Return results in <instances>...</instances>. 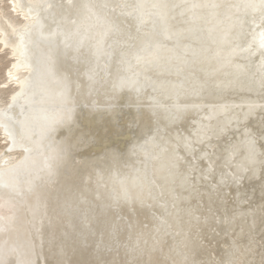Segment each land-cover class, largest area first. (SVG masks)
I'll return each instance as SVG.
<instances>
[{
    "label": "bare ground",
    "instance_id": "6f19581e",
    "mask_svg": "<svg viewBox=\"0 0 264 264\" xmlns=\"http://www.w3.org/2000/svg\"><path fill=\"white\" fill-rule=\"evenodd\" d=\"M44 2L45 0H0V63L2 65L0 113L8 111L9 105L13 103L24 106L25 112L28 111L21 92L26 88L30 72L21 55V36L37 18L35 13H29L28 6ZM47 2L52 3L53 7L48 11L41 10L39 17L45 26V32L56 27L52 17L59 18L61 12L59 6L67 5V0H47ZM74 2L98 5L101 0H74ZM123 2L124 0H109L111 9L96 8L97 13L105 20L130 33L131 39H125L121 47L109 48L108 46L115 39L113 35H109L104 40L97 58L96 42L101 38L104 26L95 21H88L87 23L92 26L88 31L81 32L84 43L79 53L70 50L67 57H63L59 54V50L57 51L54 72L57 78H67L70 102L66 106L74 110L70 120L63 124H53V130L48 133L43 143L63 147L66 153L65 160L55 169L50 181L44 179L36 182L31 195L25 192L23 184L20 195L10 193L7 188H0V217L7 219L14 216L11 223L18 229L29 231L35 244L33 259L36 264H57L58 261L61 264H96L97 261L111 264L112 261H124L128 258L125 249L117 248L108 232L100 227V221L105 219V215L100 211V205L107 201V190L100 189V199H97L99 180L97 169H100L107 179L110 170L109 159L115 154L119 158L116 165L119 173L130 174L134 168L142 167L139 162L144 159L142 153L132 155L130 148L142 144L145 151L152 152L153 144L145 141L155 136L153 143L163 144L164 141H168L166 147L169 152L174 148L177 155L183 158L180 171L184 172L188 164L195 159L194 156L186 154L184 138H192L195 130L206 126L211 130L210 134L213 137L210 141H206L212 145L207 151L215 153L213 176L202 178L201 171L208 165L203 160H196L198 171L191 173L195 188L183 189L179 187V181L175 186L176 193L182 197L180 207L192 210V217L184 216L186 222L191 219L193 227L186 241L187 247L182 246L181 251L190 256L194 251H199V255L196 256L198 260L222 259L225 253L233 251V244L242 249L248 244L249 238L254 236L256 251L244 256L243 259L258 262L260 241L264 239V235L261 234L264 229L262 223L264 181L250 178V174H245L244 178L236 183L229 179L226 184H219L222 172L235 171V168H228L225 165V159L234 152L233 164L244 160L246 155V145L243 143L244 132L247 129L256 133L264 118V110L259 107L252 115H248L250 105H264V90L254 82L259 79L258 65L261 61L256 45H253L255 55L240 53L233 57L232 64L242 66V74L238 80L234 75L236 69L232 66L216 71L218 68L216 60L198 65L203 71H197L195 76L201 82L207 80V84L201 91L200 98L194 100L184 94L183 89L191 85L189 81L182 80L181 76L170 75L156 68L145 70L137 66L135 61L131 62V67L120 63L121 53H128L138 48L146 39H154L149 18H145L141 30L137 31L136 22L130 15H120L122 11L120 5ZM166 2L171 4L175 0H166ZM127 3L133 4L135 0H127ZM123 11L131 13L132 9ZM179 12L180 9H176L175 13H172L175 16V19L169 22L172 31L187 27L183 21L188 19L189 14L181 17ZM208 12L207 9L196 10L197 15L204 17H208ZM72 16L82 21L86 13L81 10L78 17L74 13ZM258 17L257 13L255 17L257 21ZM252 19L251 13L245 16V20L249 23H246L244 34L238 41L241 47H246L252 41L253 26L250 23ZM214 23L215 21L209 18L207 22L200 21L197 26L207 29ZM261 30L259 26L256 27L257 41ZM204 35H207L206 31ZM160 40L166 48H175L177 45L175 40H164L162 37ZM178 43L180 48L186 45L198 47L188 36L180 39ZM209 48L211 55L216 50V45L209 43ZM229 50V47L225 46L222 55L227 54ZM163 55L167 57L168 53L165 51ZM74 57L78 59L74 60ZM205 71L215 74L205 77ZM86 72L92 74L98 83L90 81L85 75ZM133 73H140V84L143 85L139 99L134 91H129L126 87L119 91L114 87L121 77L127 79ZM182 75H187V71ZM217 83L221 84L220 88L215 87ZM250 84L251 90H249ZM173 85L177 87L174 89ZM50 86L53 90V99L37 107H43L48 119L55 121L61 109L60 99L55 95L60 91V87L55 82ZM152 101L157 103L154 104ZM177 105L182 109L187 107L188 110L177 113ZM193 105H198L199 110H193ZM12 114L16 119H21L19 107L13 108ZM157 129L160 131L157 132ZM161 137L164 140H161ZM37 138L38 136L33 135L32 140ZM21 145L34 149L28 167L33 166V160L37 167L42 164L43 157L29 140L21 138L18 127L15 129V143L5 129L0 127V173H9L24 159L26 154ZM10 148L12 150H9ZM196 148L195 156L198 157L205 150V146L200 144ZM256 148L264 153V142L257 140ZM258 159H264V156ZM152 163L155 164L156 161ZM149 178L155 180L156 199L154 201L149 198L145 191L143 205L137 203L135 209L139 219L151 227L153 216L171 219L161 207L162 204H168V211L173 209L167 186L163 188L161 195V185L164 181L158 179L151 170ZM136 194L137 191L132 189L131 195L135 197ZM33 208L36 211L35 220H33ZM85 213L88 215L87 226L82 222ZM196 217L199 218V223ZM185 228L187 229V225ZM37 229L39 232L36 231ZM126 236V231L119 235L121 243ZM133 238L135 239V236ZM182 239L181 236L164 237L165 251ZM4 240L11 245L16 242V234L0 233V244H3ZM197 242L202 244L203 248H198ZM11 259L14 264L15 254Z\"/></svg>",
    "mask_w": 264,
    "mask_h": 264
},
{
    "label": "snow or ice",
    "instance_id": "6c2138e0",
    "mask_svg": "<svg viewBox=\"0 0 264 264\" xmlns=\"http://www.w3.org/2000/svg\"><path fill=\"white\" fill-rule=\"evenodd\" d=\"M29 13H35L36 19L28 26L25 33L21 36V55L29 68L30 75L26 81V88L22 90L21 95L25 98V104L28 111L25 112L24 106L16 103L10 104L6 112L0 113V127L12 137L15 143V129L19 128L22 139L29 140L40 155L43 157L42 164L37 167L33 160V166L28 167V162L32 159L33 148L21 145L24 148V159L9 173H0V188H7L10 193L20 195L21 184L25 186V192L31 195L34 192L36 182L40 180H51L55 174V169L59 167L65 160V149L61 146H53L52 144H44L48 133L53 130V124H63L71 119L73 112L72 107H67L69 104V82L67 78H57L54 72L56 65V53L63 57H67L71 50L74 53H79L83 46V39L81 32L88 31L92 26L88 21H95L104 26V32L101 38L96 42V55L99 58V53L104 44V40L113 35L115 39L109 48L121 47L125 39H131L130 33L124 32L118 25L105 20L100 16L96 8L109 10L111 5L109 0H101L98 5L90 3H75L74 0H67V5L61 4L60 16L52 17L53 23L56 25L48 32L44 31V24L40 17V11H48L53 7V4L45 0L42 4L29 5ZM122 11L120 15H130L136 22L137 31L141 30V26L145 18L151 20V32L154 39H146L142 41L138 48H134L128 53H121L120 63L131 67V62L135 61L137 66L145 70L156 68L161 69L168 74L181 76L184 81L190 82V87L183 89L184 94L191 98L199 99L201 91L206 87L207 80L201 82L196 78L197 71H203L198 68V65L210 63L216 60L218 63V71L220 68L232 66L236 69L234 75L238 80L242 74L241 65H233V57L240 53H248L250 56L255 55L253 45L259 51L261 61L258 65L259 79L254 81L261 90H264V0H175L169 4L166 0H135V3L129 4L127 0L120 5ZM131 8V13H125L123 10ZM176 9H180L179 16L184 17L188 15V19L183 21L187 25L184 29L179 31H172L170 28V20H174ZM198 9H207L208 17L196 14ZM81 10L86 13L84 20L78 21L72 16L74 13L76 17L80 15ZM222 10V11H221ZM251 13L253 19L252 24V41L246 47H241L238 41L244 34L245 25L249 21L245 20V16ZM259 14L258 21L255 18ZM27 19V16L25 17ZM209 18L215 23L212 27L204 29L197 25L200 21H208ZM259 26L262 30L258 33L259 40L257 41L256 27ZM207 35H204V32ZM235 32V35L233 33ZM35 36V39H34ZM185 36L190 37L195 41L198 47L189 45L180 48L179 40ZM59 37V44L57 38ZM164 40H175L177 45L175 48H166L161 43L160 38ZM209 43L216 45V50L209 55L211 49ZM43 45V47H42ZM234 45V46H233ZM229 47L227 54L222 55L224 47ZM45 48L47 50H45ZM177 49H180L177 51ZM168 55L165 57L164 52ZM111 58V53L108 54ZM190 57V59H189ZM77 60V57L73 58ZM187 71V75H182ZM205 77L214 75V72H206ZM88 79L93 83H98L94 76L88 72L85 73ZM11 77V73H9ZM140 73H133L132 76L125 79L121 77L114 87L119 91L125 87L129 91H134L139 99V94L142 91L143 85L140 84ZM251 81V78H249ZM55 82L60 87V91L55 95L60 99L61 109L59 110L57 119L51 121L45 114L44 105L53 99V90L51 83ZM174 89L176 85L172 86ZM182 87V85H181ZM216 88H220L221 84H215ZM156 89H154L155 91ZM251 90V84L249 85ZM179 95V93H176ZM15 101V97H13ZM152 103H157L152 101ZM162 106V105H161ZM20 108L21 119H16L12 114V109ZM259 107L264 110V105H250L248 115H252L255 109ZM193 110H199L198 105L192 106ZM188 108L176 107L177 113L187 111ZM160 130L157 129V132ZM211 130L203 126L195 130L192 138H184V148L188 155L195 157L194 161L188 164L187 170L180 171V165L183 158L177 155L174 148L169 152L166 145L168 141L163 144H155V136L149 138L145 143L153 144V151H145L143 145H133L130 148L132 155L142 153L144 159L139 163L142 167L134 168L130 174L121 175L117 170L118 156L113 154L109 159L110 170L108 171L107 179L103 176L100 169H97L99 180L97 182V199H100V189L107 190V201L100 205V211L105 215V219L100 221V227L103 231H107L108 235L115 241L117 248H124L126 260L118 262L112 261L111 264H264V239L260 241V260H244L243 257L255 253L254 247L255 237L249 238L248 244L244 245L242 249L235 244L232 245L233 251L224 254L222 259L212 258L210 260H198L196 256L199 251H194L190 256L188 253L181 251V247H187V239L192 230L191 219L187 222L184 216L192 217L191 209H183L180 207L182 197L176 193L175 186L179 181V187L183 189H194L195 185L192 183L191 173L198 171L196 160H203L208 167L201 171V176L204 179L213 176L215 169L213 167L215 160V153H209L208 148L212 147L210 141L213 137L210 134ZM33 135L38 136L36 140H32ZM246 145V155L244 160L240 163L233 164L232 160L235 153H230L225 159V165L228 168H235V171H225L220 174L219 184H226L229 179L236 183L244 178L245 174H250V178L260 179L264 181V159L258 157L264 156L256 148L257 140L264 142V118H262L259 130L253 133L250 130L244 132ZM161 140H164L161 137ZM204 144L205 150L197 157L196 146ZM158 149V151H155ZM9 150H12L11 148ZM46 150V154H45ZM103 159V158H102ZM156 161L155 164L152 162ZM150 170L156 177L164 184L161 185V195H163V188L167 186V191L171 196V208L173 211H168V204H162L161 207L165 209V213L171 219L164 217L153 216V224L151 227L139 219L136 213L135 205L137 203L143 205L144 193L147 191L148 197L155 201L154 195L155 180L149 178ZM43 174V175H42ZM7 176V179H5ZM135 189L137 194L135 197L131 195V190ZM199 194V193H198ZM36 218V211L33 208V220ZM199 223V218H195ZM13 217L7 219L0 217V233H15L16 242L8 245V241L4 240L0 244V264H13L11 259L15 254L16 259L14 264H36L33 259L35 255V244L31 238V234L27 229L21 230L11 223ZM88 220V215L85 213L82 222ZM217 222H219L217 220ZM264 223V219H262ZM187 225V229L185 228ZM254 226V222H253ZM35 228V224H33ZM174 230V231H173ZM39 232V229L36 230ZM127 232V236L123 243L119 239V235ZM264 235V229H262ZM135 236V239L133 238ZM181 236L183 239L177 244L173 243L165 251L164 237ZM7 245V247H5ZM198 248H203L202 244L197 242ZM239 253V255H237ZM158 254V255H157ZM175 254V255H173ZM176 257H179L177 259ZM61 264V262H57ZM96 264H107L105 261H97Z\"/></svg>",
    "mask_w": 264,
    "mask_h": 264
},
{
    "label": "rangeland",
    "instance_id": "374dc122",
    "mask_svg": "<svg viewBox=\"0 0 264 264\" xmlns=\"http://www.w3.org/2000/svg\"><path fill=\"white\" fill-rule=\"evenodd\" d=\"M0 58H1V55H0ZM1 68H2V65H1V63H0V75H1Z\"/></svg>",
    "mask_w": 264,
    "mask_h": 264
}]
</instances>
